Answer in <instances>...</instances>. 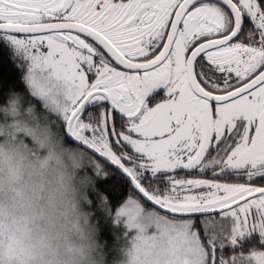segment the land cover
Returning a JSON list of instances; mask_svg holds the SVG:
<instances>
[{"label": "snow or ice", "instance_id": "1", "mask_svg": "<svg viewBox=\"0 0 264 264\" xmlns=\"http://www.w3.org/2000/svg\"><path fill=\"white\" fill-rule=\"evenodd\" d=\"M0 38L149 264H264V0H0Z\"/></svg>", "mask_w": 264, "mask_h": 264}, {"label": "clouds", "instance_id": "2", "mask_svg": "<svg viewBox=\"0 0 264 264\" xmlns=\"http://www.w3.org/2000/svg\"><path fill=\"white\" fill-rule=\"evenodd\" d=\"M25 89L10 87L0 100V264H149L155 258L111 225L97 189L103 166L69 142L63 109Z\"/></svg>", "mask_w": 264, "mask_h": 264}, {"label": "trees", "instance_id": "3", "mask_svg": "<svg viewBox=\"0 0 264 264\" xmlns=\"http://www.w3.org/2000/svg\"><path fill=\"white\" fill-rule=\"evenodd\" d=\"M21 61V63H20ZM24 61L18 58L12 46L0 38V100L4 99L7 90L13 87L26 91L22 80ZM71 143V141L69 140Z\"/></svg>", "mask_w": 264, "mask_h": 264}, {"label": "rangeland", "instance_id": "4", "mask_svg": "<svg viewBox=\"0 0 264 264\" xmlns=\"http://www.w3.org/2000/svg\"><path fill=\"white\" fill-rule=\"evenodd\" d=\"M42 51H46V49H42ZM17 55H18V54H17ZM18 58H19V56H18ZM19 59H21V58H19ZM21 60H22V59H21ZM20 63H21V61H20ZM162 99H163V96H162V97H161V96H158L157 99H156V102H160ZM181 175H183V174H181ZM186 178H194V177L189 176V177H186ZM145 207L147 208V207H149V205H145ZM118 229L121 231V234H122V232H123V228H122V226H120ZM103 235H104L109 241L112 240V235H111V232H110V230H109V226H108V225H105V230H104ZM249 250H250V248H249ZM239 251H245V249L237 250V253H236V254H238ZM233 254H234V253H233V251H232L231 249H228V248L225 249V255H227V256H231V255H233ZM245 254H247V252H245Z\"/></svg>", "mask_w": 264, "mask_h": 264}, {"label": "flooded vegetation", "instance_id": "5", "mask_svg": "<svg viewBox=\"0 0 264 264\" xmlns=\"http://www.w3.org/2000/svg\"><path fill=\"white\" fill-rule=\"evenodd\" d=\"M159 91V90H158ZM164 94L161 92V97L163 96ZM156 102V101H155ZM70 140V139H69ZM71 141V140H70ZM71 142H73V141H71ZM255 245L254 244H250V243H246L245 244V247H244V249H245V251L244 252H247L248 250H249V248H250V250L254 247Z\"/></svg>", "mask_w": 264, "mask_h": 264}, {"label": "water", "instance_id": "6", "mask_svg": "<svg viewBox=\"0 0 264 264\" xmlns=\"http://www.w3.org/2000/svg\"><path fill=\"white\" fill-rule=\"evenodd\" d=\"M70 139V138H69ZM71 140V139H70ZM72 141V140H71Z\"/></svg>", "mask_w": 264, "mask_h": 264}]
</instances>
